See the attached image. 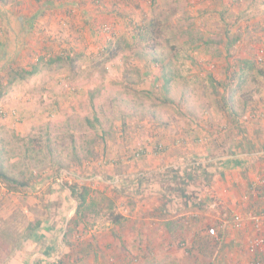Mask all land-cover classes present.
Wrapping results in <instances>:
<instances>
[{
    "label": "rangeland",
    "instance_id": "obj_1",
    "mask_svg": "<svg viewBox=\"0 0 264 264\" xmlns=\"http://www.w3.org/2000/svg\"><path fill=\"white\" fill-rule=\"evenodd\" d=\"M65 1L0 0V45L24 50L17 66L40 68L0 100L1 165L28 182L12 190L0 177V230L42 221L46 233L0 264H254L250 216L264 210V0L78 1L97 13L89 25ZM208 4L225 12H202ZM41 7L31 45L21 44L28 32L17 28ZM184 42L194 61L181 65L171 44ZM246 59L254 69L231 114L226 83ZM1 72L7 80L10 70ZM232 152L250 167L239 186L226 185L221 169ZM195 161L210 162L213 175L189 176ZM71 184L89 194L63 242L79 204ZM8 240L1 234L0 252Z\"/></svg>",
    "mask_w": 264,
    "mask_h": 264
},
{
    "label": "trees",
    "instance_id": "obj_2",
    "mask_svg": "<svg viewBox=\"0 0 264 264\" xmlns=\"http://www.w3.org/2000/svg\"><path fill=\"white\" fill-rule=\"evenodd\" d=\"M21 20V19H20ZM9 22V21H8ZM36 20H32V27L35 24ZM160 24L158 21L153 20L150 23V27L153 30V33L155 34L157 32V27ZM164 24H167L166 22H164ZM17 31L19 32L20 35H23V32H28L29 30L26 28L25 25H21L17 28ZM20 41V39H19ZM187 43H183V44H177V43H173L171 44L172 49L174 51H176L174 57L176 56L177 59H179L180 64L184 65L187 64V60L190 59L192 60L193 58L190 56L188 59H186L188 57V55H186L185 53L188 52V46L186 45ZM13 45L15 49H18L17 47V43L16 41H13ZM9 47L6 43H2V45H0V65H2L0 67V100L2 98H4L6 96V94L9 92L10 87L15 83V81L17 79H25L27 76L30 75H34L36 73H38L40 71L39 68V62H34L33 64H31V68L28 69L26 68L24 65L23 66H17L19 59H17V52L18 50H14L13 54L9 53ZM182 53V54H181ZM180 54L182 55V57L180 56ZM183 54H185L183 56ZM45 57H42V59H44ZM55 60H51V62H53ZM164 60H162L163 62ZM194 61V60H192ZM239 64H241L238 68L235 67V70L233 72V74L228 77V82L226 83L228 86H230L229 90L226 92V94L224 95V99H225V103H226V108L232 113H234L233 110V96L234 93L239 90V87H241V85L247 80L249 73L251 70L254 69V62H252L251 60H242ZM164 67H166V65H164ZM1 68L2 69H9L10 73L8 74V79H6V77L4 78V74L2 75L1 72ZM258 73L263 74L264 73V69L263 70H258ZM168 77V76H167ZM166 76L164 77L165 83H164V87H167L168 84L170 83L171 78H167ZM237 80V85H235ZM234 88H233V87ZM233 155H236L234 152H232ZM211 163H204L201 161H195V164H193V172L189 174V176H195V173L199 170H203V173L206 175V177L208 178L209 176H212V170H209V167ZM215 167H218L217 165H215ZM173 171H175L174 169H172ZM176 173H174L172 176L176 177L175 175ZM191 176V177H192ZM0 177L4 179V181L10 182L14 185H16L17 187H10V189L15 190L18 189V187H24L28 185V182H19L15 177L13 176H9L7 174V172L4 170L3 166L1 165V161H0ZM149 179L145 173H143L142 175H140V181L143 182L145 180ZM165 179H167L165 177ZM72 196L77 199L79 201L78 207H77V215L76 217L72 218L69 221L67 230H66V234H65V239L63 240V242L66 240V237L69 234H73L74 232H76L77 229V225L79 223L80 217L83 215V213L85 212L84 210L86 202H87V196L89 194V189L86 186H82V185H70L69 186ZM183 196L187 197V204L189 203V199L190 196L186 195L185 193H182ZM194 199H196L195 195H193ZM199 198V196H198ZM194 205H201L200 202H193ZM235 217V216H234ZM229 218H233V217H229ZM230 219V220H231ZM114 222L118 223L121 222V215H117L114 218ZM3 223L5 224V221H3ZM1 234L4 238V236L8 237L9 240L7 242V245H5L3 248H1L0 252V258L4 259L9 257L10 255H12L14 252H22L23 248L25 247V245L30 244L33 241L39 242L41 241L45 236V229H44V222L42 221H37L36 223H30L28 224L23 230L17 229L15 228H11V227H7L5 225V228L0 230V237ZM208 235H210L209 233H207ZM67 242V240H66ZM70 248L72 246V244H69ZM91 246V245H90ZM90 246L89 244L87 245V247L82 248L81 251H77L76 252V256L75 259L73 261H78L79 260V256L83 254V256H87L89 254L90 251ZM75 254V252L73 250H70V252H67L66 257L67 258H73V255ZM2 256V257H1ZM256 260V258L254 259ZM62 260H58V262H49L46 260H38L36 262V264H62Z\"/></svg>",
    "mask_w": 264,
    "mask_h": 264
},
{
    "label": "crops",
    "instance_id": "obj_3",
    "mask_svg": "<svg viewBox=\"0 0 264 264\" xmlns=\"http://www.w3.org/2000/svg\"><path fill=\"white\" fill-rule=\"evenodd\" d=\"M78 1H82V5H84V3H85V1L84 0H66L65 2H63V4H67V5H76V6H78V8H80V9H78V11H80L81 13H80V16H81V18H82V22H83V24H86V25H89V24H91L92 23V17L94 18L96 15L95 14H97L96 12H93L92 13V8H90V7H88V8H86V7H82L81 5H80V3L78 2ZM208 5H210L211 7H209V6H207V8H205V10H202V12H211V10H212V12L214 11V12H221V13H223V12H225V10H217V9H220L218 6L216 7V8H214L213 7V5L212 4H208ZM42 8V7H41ZM45 8V7H44ZM42 10H43V8L42 9H37V11L36 12H33L32 10H31V12H30V14L28 15V17H27V19H28V21H27V26H26V28L29 30L28 31V34L24 37V40H22L21 41V44H24V45H28L30 42L28 41L29 40V38L27 37V36H32L33 34H32V32L34 31V29H35V25L36 24H34L33 25V27H32V18H34L35 16H36V18L37 17H39L40 15H42L43 13H42ZM135 10V9H134ZM26 12H28L29 13V11H26ZM35 13V15L34 16H32L33 14ZM85 15V16H84ZM101 17V16H100ZM73 20H74V18H73ZM12 24V23H11ZM76 26H78V24H76ZM79 27V26H78ZM37 30V29H36ZM26 39H28V40H26ZM27 41V42H26ZM30 45H31V43H30ZM24 50L22 49V51L21 50H18V52H17V59H20L19 58V55L20 54H22V52H23ZM231 155H229V157H227V158H225L224 160H222V165H223V167H221V169H225V172H226V178L228 177L229 178V180H226V182H227V184L226 185H232V186H239V183H238V180L239 179H241V178H237V174H239V172L240 171H244L245 173H247V170L246 169H249L250 167H249V165H247V166H245V164H247V163H245V161L244 162H242L239 158H240V156L238 155V156H235V155H232L231 157H230ZM250 161V160H249ZM251 163V162H250ZM251 166V165H250ZM239 168H240V170H239ZM243 168V169H242ZM173 169L175 170V171H177L178 169H177V166H174L173 167ZM237 179V180H236ZM242 180V179H241ZM231 186V187H232ZM178 206H180V205H182L181 203H179L178 202ZM256 213V212H255ZM254 230V229H253ZM255 234V231L253 232V235ZM252 235V236H253ZM256 256V255H255Z\"/></svg>",
    "mask_w": 264,
    "mask_h": 264
},
{
    "label": "built area",
    "instance_id": "obj_4",
    "mask_svg": "<svg viewBox=\"0 0 264 264\" xmlns=\"http://www.w3.org/2000/svg\"><path fill=\"white\" fill-rule=\"evenodd\" d=\"M250 220L253 225L255 234L251 237L248 249L252 254L256 255V260L254 264H264V210L256 212L250 216ZM241 222L242 219L239 216H235L230 222ZM223 225H226L229 220H223ZM208 233L212 236L216 235V230L214 226L208 228Z\"/></svg>",
    "mask_w": 264,
    "mask_h": 264
}]
</instances>
